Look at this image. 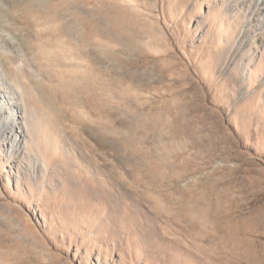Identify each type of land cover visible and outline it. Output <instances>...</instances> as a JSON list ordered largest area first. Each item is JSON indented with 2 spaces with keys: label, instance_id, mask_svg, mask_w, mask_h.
<instances>
[{
  "label": "rangeland",
  "instance_id": "1",
  "mask_svg": "<svg viewBox=\"0 0 264 264\" xmlns=\"http://www.w3.org/2000/svg\"><path fill=\"white\" fill-rule=\"evenodd\" d=\"M67 1L66 60L86 77L74 112L30 61L45 28L17 17L23 0H0L13 47L0 70H25L12 82L36 112L17 146L0 124V264H260L264 9L258 28L253 0Z\"/></svg>",
  "mask_w": 264,
  "mask_h": 264
},
{
  "label": "bare ground",
  "instance_id": "2",
  "mask_svg": "<svg viewBox=\"0 0 264 264\" xmlns=\"http://www.w3.org/2000/svg\"><path fill=\"white\" fill-rule=\"evenodd\" d=\"M29 1L23 0V3L18 6L17 17H21L23 24L32 27L43 26L45 28L39 32L36 30V39L38 40V43L32 46V48L35 49L36 47L37 53H33L30 61H32L31 63H35V65H37V69L40 74L47 78V81L49 82V85L45 87V94L48 95V98H50V100H54L58 97L61 104L59 103L58 105L57 102L53 103L60 108H62V104H65V101H68L71 106V111L74 112V110L79 107L80 103L77 94L79 93V90L81 91V89L86 88H82L86 77L81 72L83 70L80 71L81 64L66 60L69 50L68 44H75L72 34L67 28L68 24L67 19L65 18L69 7L68 1L45 0V3L37 5L31 4ZM261 4H264V0L251 1V7L248 8V14L252 16V22L248 21L250 22L249 24L251 27L253 26L259 28L261 27L259 25L264 22V20L259 22L254 19L258 13L260 14L259 10L264 9V7L259 8V5ZM54 23H58V25L53 27ZM96 34V31H94L92 38L90 39L93 46L96 45V39H94ZM76 46L77 48L80 47V45ZM12 48V41L7 38H2L0 33V50L6 52L8 56V53H13ZM57 67L61 69L57 70ZM92 71H94L93 74ZM7 72L14 77L13 79L16 78L17 80L19 79V76H25V70L22 72H20V70H8ZM88 77L89 87L91 89L90 92H92L94 97H97V89L99 88H97L98 77L93 67L91 69V74H89ZM13 79L10 78L8 80V78L5 77L0 70V124L6 125L5 127L8 126V132L5 137L12 141L11 143L13 146H17L16 142L21 136L24 137L25 135L28 136L29 133L32 134L33 131L29 130L32 123L28 120V118L35 116L34 113L36 112L33 109H30L33 104V95L28 92L27 89L24 90L25 87L22 88L19 82L15 81L16 79L14 80L15 83H13ZM53 82L56 83L53 88L54 90L52 89L53 86H50ZM28 107L29 112H26L25 109ZM21 108L23 110V114H19ZM24 126L27 128L25 133L21 129V127L23 128ZM31 147L32 146H29V151L31 150ZM213 216L215 215L213 214ZM220 232H223V230L218 226L207 227V234L210 236L211 240L215 241L221 239L219 241V255H221V258L226 261L228 258V244L225 239L218 236ZM248 243L251 242L248 241ZM246 246V243H239L235 246V254L237 257H241V253L245 250ZM257 256L260 264H264V255L262 256L261 252L258 251ZM243 264L246 263L243 262Z\"/></svg>",
  "mask_w": 264,
  "mask_h": 264
}]
</instances>
